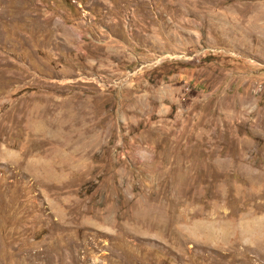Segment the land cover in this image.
Returning <instances> with one entry per match:
<instances>
[{"label": "rangeland", "instance_id": "obj_1", "mask_svg": "<svg viewBox=\"0 0 264 264\" xmlns=\"http://www.w3.org/2000/svg\"><path fill=\"white\" fill-rule=\"evenodd\" d=\"M0 264H264V0H0Z\"/></svg>", "mask_w": 264, "mask_h": 264}]
</instances>
